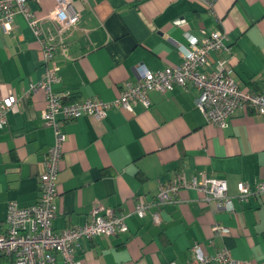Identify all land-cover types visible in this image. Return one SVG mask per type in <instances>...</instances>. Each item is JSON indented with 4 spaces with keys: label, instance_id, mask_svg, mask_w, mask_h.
Wrapping results in <instances>:
<instances>
[{
    "label": "crops",
    "instance_id": "1",
    "mask_svg": "<svg viewBox=\"0 0 264 264\" xmlns=\"http://www.w3.org/2000/svg\"><path fill=\"white\" fill-rule=\"evenodd\" d=\"M73 1L79 22L63 34L48 65L25 17L17 16L9 32L0 27V101L17 99L0 130V235L10 202L24 209L40 196L54 134L42 119L44 95L27 93L54 64L60 81L53 90L67 101L112 102L138 82L139 65L153 71L179 65L187 33L201 39L220 31L227 50L211 56L208 71L225 61L242 89L264 90V0H215L213 14L201 0ZM54 4L29 2L44 30L58 27L50 17ZM198 96L193 86H176L167 95L152 92L149 109L112 107L100 121L84 116L65 122L54 231L84 226L99 207L127 216L129 227L128 233L82 240V264H186L195 245L208 255L227 250L236 260L264 264V194L236 202L234 213L185 189L175 202L156 204L160 184L179 174L223 180L234 197L239 183L264 179V115L241 108L218 128L198 109ZM140 199L149 205L143 218L136 213ZM217 224L230 233L216 235ZM13 261L0 256V264ZM55 264H64L59 255Z\"/></svg>",
    "mask_w": 264,
    "mask_h": 264
},
{
    "label": "built area",
    "instance_id": "2",
    "mask_svg": "<svg viewBox=\"0 0 264 264\" xmlns=\"http://www.w3.org/2000/svg\"><path fill=\"white\" fill-rule=\"evenodd\" d=\"M40 0H0V27L9 32L13 29L17 16H23L29 23L34 36L41 43L43 63L48 65L55 56V50L64 43V33L75 28L80 19L73 0H54L50 12L52 21L58 25L55 31L44 30L36 15L30 10L29 2ZM213 14L215 0H201ZM186 45H181L179 53L181 63L163 70L153 71L144 65L138 66L139 80L127 85L119 97L112 102L97 97L84 101H67L55 93L53 86L59 83L58 68L54 64L46 70L43 80L33 83L27 95L41 92L45 97V109L42 119L52 129L54 143L44 159V172L40 177V196L31 207L20 209L10 202L5 217L6 232L0 235V256L13 258V264H55L59 255L64 264H82L77 257L80 242L97 236H113L128 233L127 216L116 214L103 207L93 211L92 218L84 225L66 229L57 233L53 229L56 212L57 180L63 157V146L67 134L63 131L65 122L90 116L100 121L106 118L112 107L133 112L140 106L151 107L150 94L159 92L169 94L176 86L195 87L199 96L197 107L206 120L218 128H225L235 112L248 108L258 115H264V90L251 92L242 89L234 80V71L225 61L216 62L214 68L211 56L223 50L226 36L214 31L201 39L190 34L185 35ZM17 104L15 96H8L0 101V130L6 129L8 115ZM199 192L204 199L213 203L216 209L229 213L236 212V202H248L253 196L264 194V179L255 184L241 182L238 195L231 196L225 181L205 177L187 179L177 175L172 181L160 184L156 204L163 206L176 201L182 190ZM149 205L140 199L136 213L140 218L146 215ZM154 223L161 222L160 213L152 215ZM215 234L226 236L227 227L214 226ZM254 264L250 260L240 261L233 258L227 250L214 255L205 254L199 245L192 248V258L186 264ZM166 264H178L175 261Z\"/></svg>",
    "mask_w": 264,
    "mask_h": 264
}]
</instances>
